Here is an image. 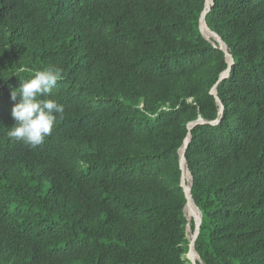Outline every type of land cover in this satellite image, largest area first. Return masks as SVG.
<instances>
[{
  "label": "trees",
  "instance_id": "obj_1",
  "mask_svg": "<svg viewBox=\"0 0 264 264\" xmlns=\"http://www.w3.org/2000/svg\"><path fill=\"white\" fill-rule=\"evenodd\" d=\"M205 8L0 0V264H192L181 148L191 121L219 117L229 66ZM206 18L234 63L221 122L196 125L186 150L196 249L264 264V0H215ZM50 66L64 118L33 148L7 135L11 91Z\"/></svg>",
  "mask_w": 264,
  "mask_h": 264
},
{
  "label": "clouds",
  "instance_id": "obj_2",
  "mask_svg": "<svg viewBox=\"0 0 264 264\" xmlns=\"http://www.w3.org/2000/svg\"><path fill=\"white\" fill-rule=\"evenodd\" d=\"M24 71L21 67L15 74L20 76ZM61 78V69L50 66L36 70L28 79H21L20 86L11 91V99L16 101L19 95V102L11 110L15 124L8 128L10 139L34 148L52 135L57 120L64 118L63 104L52 98Z\"/></svg>",
  "mask_w": 264,
  "mask_h": 264
},
{
  "label": "water",
  "instance_id": "obj_3",
  "mask_svg": "<svg viewBox=\"0 0 264 264\" xmlns=\"http://www.w3.org/2000/svg\"><path fill=\"white\" fill-rule=\"evenodd\" d=\"M215 3V0H207V5H206V8L204 9V11L202 12V15H201V18H200V28H201V31L208 37L211 39V41L214 43V44H217L219 45V47L226 53V56H227V60H228V63H229V66L228 68L221 74L220 76V80L214 85V87L212 88L211 90V93L213 95H215L217 101H218V104H219V117L215 120H206L204 119L202 116H200L198 119L194 120V121H191L189 123V133L185 139V142L181 148V167H182V170H183V174H182V186L184 187V190L186 192V196H187V205L185 207V213H186V210H187V207L190 206L191 208V211H192V215L193 217L190 218L187 213H186V216L189 220V223H188V228H187V231L189 232V236H190V254H189V257L192 261V264H198V260H200V262L202 264H206L201 255L199 254V252L197 251L196 249V240L198 238V235L200 233V227H201V223H202V220H203V212L201 210V208L198 206V204L195 202V199L193 197V194H192V189H193V185H194V180H193V174L189 168V165H188V160H187V157H186V150L192 140V129L198 125V124H204V123H213V124H218L221 122L222 118H223V115H224V112H225V106L222 102V100L220 99L219 97V94H218V85L219 83L228 78L230 76V73H231V68H232V65L234 63V58H233V55L230 53V50H229V45L225 42V40L216 32L214 31L213 29L210 28V26L208 25L207 23V13L209 12V10L211 9V6ZM204 26L206 27V29L204 28ZM186 168L187 170L189 171L190 175H191V180H190V183L188 184L187 180H186V177H185V172H186ZM193 204H195L196 209H194L193 207ZM192 219H194V222H195V230L192 229V226H191V221ZM195 251L198 253L199 255V258L197 259L196 256H195Z\"/></svg>",
  "mask_w": 264,
  "mask_h": 264
},
{
  "label": "bare ground",
  "instance_id": "obj_4",
  "mask_svg": "<svg viewBox=\"0 0 264 264\" xmlns=\"http://www.w3.org/2000/svg\"><path fill=\"white\" fill-rule=\"evenodd\" d=\"M204 28L206 29L205 26H204ZM186 170H187V168H186ZM187 171H188V170H187ZM188 175H189V178H188V180H189L188 184H189V183H190V180H191V175H190L189 171H188ZM193 207H194V209L197 210L195 204H193ZM186 213H187V215H188L190 218L193 217L190 206L187 207ZM195 256H196V258H199V255H198V253H197L196 251H195Z\"/></svg>",
  "mask_w": 264,
  "mask_h": 264
}]
</instances>
